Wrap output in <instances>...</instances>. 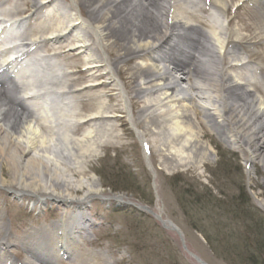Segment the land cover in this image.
Returning <instances> with one entry per match:
<instances>
[{
	"label": "bare ground",
	"instance_id": "bare-ground-1",
	"mask_svg": "<svg viewBox=\"0 0 264 264\" xmlns=\"http://www.w3.org/2000/svg\"><path fill=\"white\" fill-rule=\"evenodd\" d=\"M1 17L13 20L19 33L0 22V60H21L10 36L28 39L30 65L32 53L46 54L41 60L47 73L35 78L60 90L49 95L63 108L47 92L37 95L46 106V126L37 118L34 95L22 99L29 107H17L13 90L23 95L34 86L22 70L9 72L2 64L0 77L7 81L0 79V188L12 191L16 201L37 198L41 218L21 225L23 237L11 244L22 247L25 264H51L62 250L72 255V264H85V251L72 250L90 227L85 207L96 186L87 187L88 197L73 200L54 193V185L59 175L79 174L84 159L88 165L106 142L128 135L121 96L129 108L142 105L132 122L140 125L154 166L158 150L170 157L157 164L165 170L197 167L213 154L214 139L245 156L249 176L255 161L264 170V0H0ZM55 61L67 72H57ZM60 118L73 126L61 128ZM53 210L57 220L42 217ZM169 223L163 224L172 230ZM9 225L0 215V264H13L4 252Z\"/></svg>",
	"mask_w": 264,
	"mask_h": 264
},
{
	"label": "rangeland",
	"instance_id": "rangeland-1",
	"mask_svg": "<svg viewBox=\"0 0 264 264\" xmlns=\"http://www.w3.org/2000/svg\"><path fill=\"white\" fill-rule=\"evenodd\" d=\"M202 69L207 72L206 67ZM118 103L125 112L128 135L118 142H106L88 165L84 159L79 174L59 175L54 185V193L73 200L83 199V194L88 197L91 189L87 187L96 186L91 190L96 194H92L85 207L90 227L85 240L74 248L85 251V264H264L261 163L255 161L253 174L249 176L245 156L238 154L237 149L228 151L212 139L216 149L197 167L165 170L158 165L164 159L171 161L170 157L162 158L163 153L159 156L158 150H153L158 164L154 166L140 137V125L137 129L132 122L134 116L141 114L142 105L129 108L122 96ZM82 132L85 129L76 135L78 140ZM152 139L149 141L154 145L156 140ZM2 174L8 179L6 169ZM10 194L9 189L0 188V215L11 228L8 236L11 241L4 242L7 245L17 240L16 236L23 237L21 225L32 226L34 220L41 219L36 213L37 198L25 196L28 199L16 201ZM22 194L29 193L18 195ZM55 211L42 217L57 220L59 215ZM165 221L173 224L172 230L164 226ZM21 248H11V256L17 263H21L19 256L24 254ZM51 264L72 262L60 260Z\"/></svg>",
	"mask_w": 264,
	"mask_h": 264
},
{
	"label": "water",
	"instance_id": "water-1",
	"mask_svg": "<svg viewBox=\"0 0 264 264\" xmlns=\"http://www.w3.org/2000/svg\"><path fill=\"white\" fill-rule=\"evenodd\" d=\"M194 257V256H193ZM195 260H197L199 262V260L197 258L194 257Z\"/></svg>",
	"mask_w": 264,
	"mask_h": 264
}]
</instances>
